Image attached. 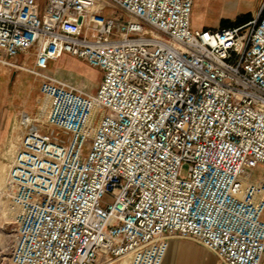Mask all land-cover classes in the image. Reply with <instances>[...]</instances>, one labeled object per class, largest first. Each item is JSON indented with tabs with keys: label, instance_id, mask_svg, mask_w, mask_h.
Listing matches in <instances>:
<instances>
[{
	"label": "built area",
	"instance_id": "2783aa9c",
	"mask_svg": "<svg viewBox=\"0 0 264 264\" xmlns=\"http://www.w3.org/2000/svg\"><path fill=\"white\" fill-rule=\"evenodd\" d=\"M194 3L0 0V63L41 98L7 143L10 264H162L174 238L264 264V0L201 29ZM64 54L100 69L95 93L47 72Z\"/></svg>",
	"mask_w": 264,
	"mask_h": 264
},
{
	"label": "rangeland",
	"instance_id": "374dc122",
	"mask_svg": "<svg viewBox=\"0 0 264 264\" xmlns=\"http://www.w3.org/2000/svg\"><path fill=\"white\" fill-rule=\"evenodd\" d=\"M261 1L195 0L192 12V26L193 28H201L234 25L240 16L246 14H250L252 19L258 11ZM21 60L22 57L19 58V61ZM32 66L33 62L29 60L26 67L31 68ZM0 67L4 70L1 81H6V88L11 100L19 106L15 120L22 112H37L41 101L39 79L24 69L1 63ZM47 72L92 93L96 92L102 77V72L99 68L92 67L86 61L69 54H64L62 57L52 60ZM14 121L6 136L5 143L9 140ZM4 145L0 151L1 187L8 172V152L4 153ZM17 233V216L13 211L12 204L0 198V264H10L9 259ZM124 260H128L129 264L130 259L128 256L115 258L111 264H120ZM100 264H109V262L105 261Z\"/></svg>",
	"mask_w": 264,
	"mask_h": 264
},
{
	"label": "crops",
	"instance_id": "0c3cea01",
	"mask_svg": "<svg viewBox=\"0 0 264 264\" xmlns=\"http://www.w3.org/2000/svg\"><path fill=\"white\" fill-rule=\"evenodd\" d=\"M195 4V3H194ZM219 27V26H217ZM216 28V27H201ZM198 28V29H201ZM4 70L0 67V151L5 143L9 129L17 114L16 105L7 90L6 81H1ZM162 264H223L219 258L206 247L184 238L170 241L168 252Z\"/></svg>",
	"mask_w": 264,
	"mask_h": 264
},
{
	"label": "trees",
	"instance_id": "16d2710c",
	"mask_svg": "<svg viewBox=\"0 0 264 264\" xmlns=\"http://www.w3.org/2000/svg\"><path fill=\"white\" fill-rule=\"evenodd\" d=\"M249 20H251V16L250 14H246L244 16H240L237 20V23L234 25H240V24L248 22ZM223 26H227V25H223Z\"/></svg>",
	"mask_w": 264,
	"mask_h": 264
},
{
	"label": "bare ground",
	"instance_id": "6f19581e",
	"mask_svg": "<svg viewBox=\"0 0 264 264\" xmlns=\"http://www.w3.org/2000/svg\"><path fill=\"white\" fill-rule=\"evenodd\" d=\"M7 141L4 145V153H7L8 152V146H7ZM8 154V153H7ZM2 187H1V184H0V191H1ZM125 257V256H124ZM110 264V263H109ZM120 264H128V260H124L123 262H121Z\"/></svg>",
	"mask_w": 264,
	"mask_h": 264
}]
</instances>
